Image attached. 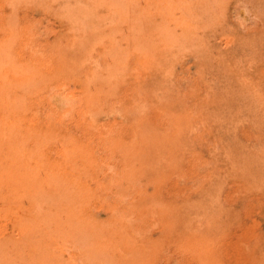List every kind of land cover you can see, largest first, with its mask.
I'll return each mask as SVG.
<instances>
[{
    "label": "rangeland",
    "instance_id": "obj_1",
    "mask_svg": "<svg viewBox=\"0 0 264 264\" xmlns=\"http://www.w3.org/2000/svg\"><path fill=\"white\" fill-rule=\"evenodd\" d=\"M0 264H264V0H0Z\"/></svg>",
    "mask_w": 264,
    "mask_h": 264
}]
</instances>
